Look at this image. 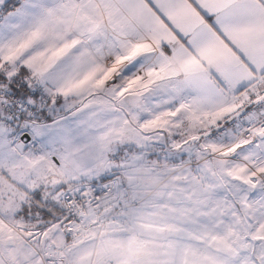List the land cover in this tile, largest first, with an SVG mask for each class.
<instances>
[{"label":"snow or ice","instance_id":"snow-or-ice-1","mask_svg":"<svg viewBox=\"0 0 264 264\" xmlns=\"http://www.w3.org/2000/svg\"><path fill=\"white\" fill-rule=\"evenodd\" d=\"M0 264H264V0H0Z\"/></svg>","mask_w":264,"mask_h":264}]
</instances>
